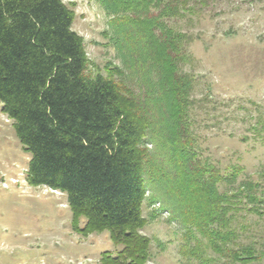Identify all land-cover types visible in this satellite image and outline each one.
Returning a JSON list of instances; mask_svg holds the SVG:
<instances>
[{
	"label": "trees",
	"instance_id": "trees-1",
	"mask_svg": "<svg viewBox=\"0 0 264 264\" xmlns=\"http://www.w3.org/2000/svg\"><path fill=\"white\" fill-rule=\"evenodd\" d=\"M97 1L114 21L134 13L151 68L160 75L157 84L169 101L172 122L168 142L176 173H168L173 185L165 192L173 210L215 252H228L235 262L256 261L257 249L239 244L233 226L244 209L261 213L256 206H244L260 202L256 185L242 182L233 193L220 192L223 176L194 164L195 154L187 150L184 118L194 79L179 72L185 36L161 19L182 15L191 0ZM76 6L63 0H0L2 113L14 122L22 148L31 156L27 183L66 194L74 232L88 237L108 230L112 242L121 246L117 255L105 252L100 264H147L152 241L141 233L147 225L143 206L147 199L156 202L154 194L147 197L145 180L151 113L114 78L88 74L85 40L73 29ZM152 8L158 13L149 16ZM142 15L146 17L140 20Z\"/></svg>",
	"mask_w": 264,
	"mask_h": 264
},
{
	"label": "rangeland",
	"instance_id": "rangeland-1",
	"mask_svg": "<svg viewBox=\"0 0 264 264\" xmlns=\"http://www.w3.org/2000/svg\"><path fill=\"white\" fill-rule=\"evenodd\" d=\"M63 1L77 3L73 29L84 37L88 74L114 78L151 113L145 180L147 197L154 194L156 202L147 199L143 206L147 225L141 233L152 241L147 264H245L228 252H215L196 230L190 232L165 192L173 185L168 173H176L168 142L169 101L157 84L160 75L151 68L134 13L114 21L97 0ZM181 12L161 20L185 36L179 72L194 79L184 118L187 150L195 154L194 164L223 176L220 192L233 193L242 182L256 185L260 202L244 206L261 213L244 209L233 226L239 244L257 249L258 259L248 264H264V0H191ZM157 13L152 8L149 16ZM13 123L0 102V264H100L105 252L117 255L121 246L108 230L88 237L73 231L66 194L27 183L31 156Z\"/></svg>",
	"mask_w": 264,
	"mask_h": 264
}]
</instances>
